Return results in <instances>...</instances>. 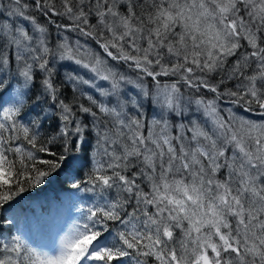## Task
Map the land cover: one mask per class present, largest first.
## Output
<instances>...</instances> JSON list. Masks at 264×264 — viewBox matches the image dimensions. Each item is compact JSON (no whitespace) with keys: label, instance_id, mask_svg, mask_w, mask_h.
<instances>
[{"label":"snow or ice","instance_id":"6c2138e0","mask_svg":"<svg viewBox=\"0 0 264 264\" xmlns=\"http://www.w3.org/2000/svg\"><path fill=\"white\" fill-rule=\"evenodd\" d=\"M57 181L0 264H264V0H0V209Z\"/></svg>","mask_w":264,"mask_h":264},{"label":"trees","instance_id":"16d2710c","mask_svg":"<svg viewBox=\"0 0 264 264\" xmlns=\"http://www.w3.org/2000/svg\"><path fill=\"white\" fill-rule=\"evenodd\" d=\"M61 75L63 76L62 72ZM66 94L71 97L70 87ZM65 197L66 193L60 183L53 182L40 190L24 194L13 206V210L0 209V215L11 218L14 213L17 214L21 225L30 232L31 240L39 244L48 243L51 225L64 224L66 219V204L62 203ZM38 225L46 227L41 228Z\"/></svg>","mask_w":264,"mask_h":264},{"label":"rangeland","instance_id":"374dc122","mask_svg":"<svg viewBox=\"0 0 264 264\" xmlns=\"http://www.w3.org/2000/svg\"><path fill=\"white\" fill-rule=\"evenodd\" d=\"M77 38V36H76V34H73V36H72V39L74 40V39H76ZM93 47H95L94 45H93ZM77 66L76 65H70L69 66V69H62L61 70V72H62V74L64 75L65 74V72L66 71H68V70H70L71 68H76ZM121 71H125V69H121ZM80 74L81 75H85V72H84V70H80ZM130 74V73H129ZM90 75V74H89ZM85 78H87V76L85 77ZM99 83V82H98ZM68 223H70V221H68ZM67 224H64V227L65 228H67ZM50 242V237H49V239H48V243ZM43 244H47V243H43Z\"/></svg>","mask_w":264,"mask_h":264}]
</instances>
